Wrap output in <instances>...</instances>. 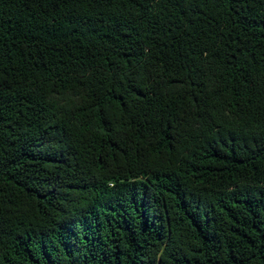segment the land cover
Returning a JSON list of instances; mask_svg holds the SVG:
<instances>
[{
    "label": "trees",
    "instance_id": "1",
    "mask_svg": "<svg viewBox=\"0 0 264 264\" xmlns=\"http://www.w3.org/2000/svg\"><path fill=\"white\" fill-rule=\"evenodd\" d=\"M0 264H264V0H0Z\"/></svg>",
    "mask_w": 264,
    "mask_h": 264
}]
</instances>
